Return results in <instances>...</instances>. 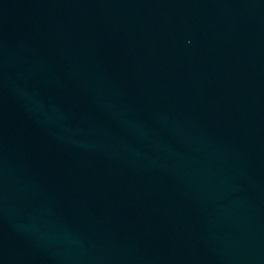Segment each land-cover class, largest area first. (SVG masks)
Returning a JSON list of instances; mask_svg holds the SVG:
<instances>
[{
    "label": "water",
    "instance_id": "obj_1",
    "mask_svg": "<svg viewBox=\"0 0 264 264\" xmlns=\"http://www.w3.org/2000/svg\"><path fill=\"white\" fill-rule=\"evenodd\" d=\"M260 264H264V247H263L262 258H261Z\"/></svg>",
    "mask_w": 264,
    "mask_h": 264
}]
</instances>
